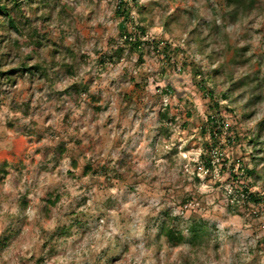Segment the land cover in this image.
Returning a JSON list of instances; mask_svg holds the SVG:
<instances>
[{
	"label": "clouds",
	"instance_id": "9594fccd",
	"mask_svg": "<svg viewBox=\"0 0 264 264\" xmlns=\"http://www.w3.org/2000/svg\"><path fill=\"white\" fill-rule=\"evenodd\" d=\"M0 264H264V0H0Z\"/></svg>",
	"mask_w": 264,
	"mask_h": 264
}]
</instances>
